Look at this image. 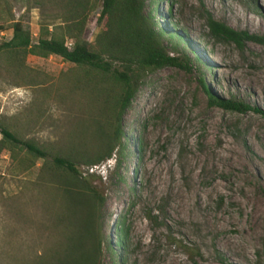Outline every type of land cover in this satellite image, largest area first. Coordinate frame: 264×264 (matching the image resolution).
Wrapping results in <instances>:
<instances>
[{"label":"rangeland","instance_id":"374dc122","mask_svg":"<svg viewBox=\"0 0 264 264\" xmlns=\"http://www.w3.org/2000/svg\"><path fill=\"white\" fill-rule=\"evenodd\" d=\"M8 2L34 41L55 12L48 0ZM99 9L89 15L88 41L102 26ZM144 12L155 30L181 40L189 68L164 66L141 77L121 115L120 146L95 163L91 183L103 196L90 234L100 242L96 264H264V42L247 40L240 49L212 37L206 25L209 12L264 36V0H144ZM0 35L9 39L12 28ZM161 38L171 50L170 35ZM2 61L0 122L51 154L76 136L94 144L99 105L65 88L56 97L73 63L29 54L23 79ZM210 95L250 108L225 109ZM42 162L26 169L0 152V264H34L40 256L80 264L84 222L59 217L64 207L54 192L32 185ZM76 165L90 172V164Z\"/></svg>","mask_w":264,"mask_h":264},{"label":"trees","instance_id":"16d2710c","mask_svg":"<svg viewBox=\"0 0 264 264\" xmlns=\"http://www.w3.org/2000/svg\"><path fill=\"white\" fill-rule=\"evenodd\" d=\"M41 2L44 0H38L37 3ZM48 2L53 4L55 12L50 20L41 21L34 41L30 30L25 29L20 20H14L8 0H0V31L12 28L9 39L0 35L2 62L23 79V73L29 69L25 64L29 54L43 57L56 54L73 63L74 66L67 69L60 77V83L54 87L56 91H60V96L57 94L56 97H63L65 90L61 89L65 88L72 94L79 95L84 102L99 105L102 113L98 116L102 120L96 132L98 137L94 144L88 145L82 141L81 136L70 138L68 148L64 147L51 154L48 149L33 141L23 140L15 131L0 122V152L8 150L12 159L26 169L36 159H43L32 185L44 193L54 192L57 197L55 200L64 207L59 217L83 220L84 248L76 253L75 262L96 264L100 242L90 237V234L93 232L92 223L103 202V196L91 183L97 177L96 174H83L76 164H95L110 157L113 149L120 146L123 134L121 115L129 106L141 77L147 71L164 66L188 69L189 58L188 53L178 47L181 43L179 38L173 39L175 36L166 29L155 30L153 20L144 12V0ZM98 7L100 9L97 21L102 26L94 39L88 41L85 38L87 21L90 13ZM206 25L212 37L233 42L240 49L247 40L264 42V36L235 29L215 19L209 12L206 13ZM165 33L171 37V50L162 41L161 37ZM201 81L203 82L202 79ZM33 83L38 84L35 81L30 84ZM54 88L51 86L47 91ZM209 98L211 103L229 110L242 112L250 108L244 102L233 98L213 95ZM149 217L155 219L150 215ZM58 254L59 252H54L52 256L60 261L62 256ZM45 262L49 264L48 259L40 256L34 264Z\"/></svg>","mask_w":264,"mask_h":264},{"label":"bare ground","instance_id":"6f19581e","mask_svg":"<svg viewBox=\"0 0 264 264\" xmlns=\"http://www.w3.org/2000/svg\"><path fill=\"white\" fill-rule=\"evenodd\" d=\"M248 21L255 26H258L260 24V22L258 20L256 21L254 18H249Z\"/></svg>","mask_w":264,"mask_h":264},{"label":"built area","instance_id":"2783aa9c","mask_svg":"<svg viewBox=\"0 0 264 264\" xmlns=\"http://www.w3.org/2000/svg\"><path fill=\"white\" fill-rule=\"evenodd\" d=\"M99 167V164H92L89 168L90 172H93V169L94 168H98Z\"/></svg>","mask_w":264,"mask_h":264}]
</instances>
